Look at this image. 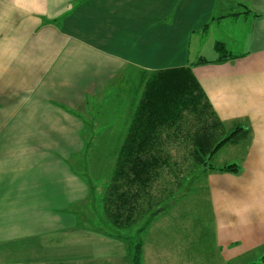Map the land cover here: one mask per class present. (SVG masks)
I'll return each instance as SVG.
<instances>
[{
    "label": "crops",
    "instance_id": "obj_1",
    "mask_svg": "<svg viewBox=\"0 0 264 264\" xmlns=\"http://www.w3.org/2000/svg\"><path fill=\"white\" fill-rule=\"evenodd\" d=\"M212 31V57L193 61V39ZM217 42L234 57L217 61ZM201 59L192 71L218 117L251 131L241 172L208 177L219 233L242 228L232 240L243 243L218 244L217 260L254 264L264 256V0H0V264H132L130 244L72 210L88 187L66 159L62 122H81L72 105L109 82ZM200 245L179 264H194Z\"/></svg>",
    "mask_w": 264,
    "mask_h": 264
},
{
    "label": "trees",
    "instance_id": "obj_2",
    "mask_svg": "<svg viewBox=\"0 0 264 264\" xmlns=\"http://www.w3.org/2000/svg\"><path fill=\"white\" fill-rule=\"evenodd\" d=\"M243 7L244 14L250 13ZM215 49L217 61L234 57L224 43L217 42ZM206 62L159 71L140 83L143 94L102 196L104 215L115 229L138 225L199 169L207 174L241 172L237 163L218 166L216 161L227 148L248 143L251 131L238 125L229 132L218 117L192 71ZM128 244L132 264H143L142 242Z\"/></svg>",
    "mask_w": 264,
    "mask_h": 264
},
{
    "label": "rangeland",
    "instance_id": "obj_3",
    "mask_svg": "<svg viewBox=\"0 0 264 264\" xmlns=\"http://www.w3.org/2000/svg\"><path fill=\"white\" fill-rule=\"evenodd\" d=\"M215 32L212 31L211 35L204 37L196 36L193 39L191 49L193 61L198 60L201 55L207 59L212 57L211 42ZM132 81L109 82L98 94L92 92L87 94L80 105H72L74 106L72 112L81 119V122L73 120L62 122L71 126V129L65 128L63 133L67 147L72 151L71 154L66 153V159L72 170L83 178L88 187V197L72 210L81 213L83 224L93 226L92 228L97 229L101 234L112 235L115 238H113L114 244H128L129 241L140 240L144 245V258L152 261L149 264H153L157 258L158 262L179 260V264L182 258L184 260L189 248H195L198 244H204V247L200 245V249H205L195 250L194 264H197L199 258L206 260V256L210 258L207 264H222L220 258L217 260L222 254V249L218 250L217 245L229 244L227 247L230 248L232 244H242V241L232 240L242 228L239 232L219 233L217 216L210 196L211 187L208 179L210 173H204L203 169H199L193 177L186 179L187 182L185 180L182 188L179 189L181 191L178 190L172 198L148 214L133 228L118 230L106 220L102 208V196L110 180L118 150L131 123L134 107L138 103L136 101H139L143 94L141 82H137L136 78ZM72 97L77 96L72 95ZM53 124L50 126L56 130L58 128L55 125L61 123L53 121ZM238 125L242 126V124ZM79 127L81 134L78 136L76 134ZM53 129L52 134L55 132ZM233 129L227 130L230 132ZM246 145L248 143L227 148L220 154L216 164L220 166L237 163L241 167L242 161L248 155ZM186 246L189 248L186 249ZM196 251H204V256L199 257ZM263 251L264 248L258 250V255ZM248 257L249 255L242 259L230 260L226 264H244L247 263ZM254 258L250 257V259ZM259 259L253 263L264 264V256ZM185 263L186 261L183 262Z\"/></svg>",
    "mask_w": 264,
    "mask_h": 264
}]
</instances>
